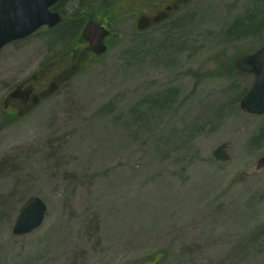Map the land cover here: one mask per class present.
<instances>
[{
	"label": "rangeland",
	"instance_id": "obj_1",
	"mask_svg": "<svg viewBox=\"0 0 264 264\" xmlns=\"http://www.w3.org/2000/svg\"><path fill=\"white\" fill-rule=\"evenodd\" d=\"M50 35L0 51V264H264V115L239 106L264 0H190L155 29L115 30L54 95L5 110L51 67ZM34 197L42 225L13 234Z\"/></svg>",
	"mask_w": 264,
	"mask_h": 264
},
{
	"label": "flooded vegetation",
	"instance_id": "obj_2",
	"mask_svg": "<svg viewBox=\"0 0 264 264\" xmlns=\"http://www.w3.org/2000/svg\"><path fill=\"white\" fill-rule=\"evenodd\" d=\"M107 0H58L52 8L53 12H57L61 16L59 25L52 29H47L52 35L48 39L50 51L53 54L51 65L68 66L64 70L53 69L50 73L44 70L37 74H32L27 80H22L18 85L22 90L32 89V96L43 95V91L49 87H54L59 81L73 74V71L79 65L92 61L97 57L93 54L89 44L80 37V25L85 21L94 22L96 25L109 31L103 43L107 48V41L113 37L114 31L134 30L150 31L160 27L176 14L183 11L188 6L190 0H113V5L106 12L100 13L99 7ZM62 2L65 9H60L59 4ZM114 8V10H113ZM112 10V13L110 14ZM84 24V25H85ZM79 30V31H78ZM59 31L60 34L53 36V33ZM80 32V35L74 36L76 43L71 48L63 47L66 45L68 35ZM59 46V53H54V47ZM48 81V83H47ZM38 83V86H33ZM14 87V88H15ZM29 90V89H28ZM4 107L22 114L28 110L30 100L11 99L4 101Z\"/></svg>",
	"mask_w": 264,
	"mask_h": 264
},
{
	"label": "water",
	"instance_id": "obj_3",
	"mask_svg": "<svg viewBox=\"0 0 264 264\" xmlns=\"http://www.w3.org/2000/svg\"><path fill=\"white\" fill-rule=\"evenodd\" d=\"M57 0H0V49L6 44L27 37L42 26L52 28L60 22L57 14L49 8ZM108 32L89 22L82 37L96 54L105 51L102 40ZM246 64L255 75L254 83L240 101V108L250 115L264 114V45L246 59ZM53 90L51 89L49 93ZM16 91L12 96L16 97ZM26 94H20L23 96ZM22 98V97H21ZM37 101L33 102V105ZM264 166V156L258 161ZM46 205L39 198H33L19 214L13 227V234L25 235L38 228L44 219Z\"/></svg>",
	"mask_w": 264,
	"mask_h": 264
},
{
	"label": "trees",
	"instance_id": "obj_4",
	"mask_svg": "<svg viewBox=\"0 0 264 264\" xmlns=\"http://www.w3.org/2000/svg\"><path fill=\"white\" fill-rule=\"evenodd\" d=\"M58 34H60V32H56V33H53V36H57ZM151 258L150 257H146V258H143L141 259L139 262H147L148 260H150Z\"/></svg>",
	"mask_w": 264,
	"mask_h": 264
}]
</instances>
